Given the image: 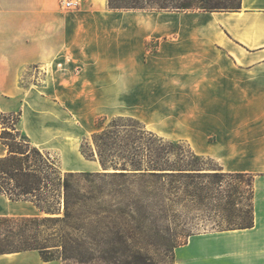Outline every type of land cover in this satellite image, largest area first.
Returning a JSON list of instances; mask_svg holds the SVG:
<instances>
[{
	"label": "crops",
	"instance_id": "1",
	"mask_svg": "<svg viewBox=\"0 0 264 264\" xmlns=\"http://www.w3.org/2000/svg\"><path fill=\"white\" fill-rule=\"evenodd\" d=\"M0 0V110L64 172L97 171L82 139L127 116L251 178L249 227L188 235L166 264H264V0L231 10L114 9L108 0ZM6 148L0 141V156ZM0 193V216L42 215ZM0 264H62L37 250Z\"/></svg>",
	"mask_w": 264,
	"mask_h": 264
},
{
	"label": "rangeland",
	"instance_id": "2",
	"mask_svg": "<svg viewBox=\"0 0 264 264\" xmlns=\"http://www.w3.org/2000/svg\"><path fill=\"white\" fill-rule=\"evenodd\" d=\"M140 3L147 5L144 0ZM95 125L96 130L82 139L80 150L85 157L99 160L97 171L67 175L59 169L53 152L42 151L50 156L61 180L66 177L69 181L67 192L60 186L53 202L47 203L55 213L40 215L58 218L39 230L51 235L54 245L49 249L62 264H166L173 259L175 245L188 235L225 227L226 214H231L236 225L243 222L242 217L250 219L249 176H226L213 159L195 155L185 142L154 135L131 117L100 116ZM2 132L12 145L34 148L18 129L17 112L0 110V135ZM30 159L39 169L36 155ZM154 164L209 174L179 178L135 173L140 171L136 168ZM145 187L157 193L142 209L138 195ZM25 227L31 226L11 228L18 232ZM7 249L8 224L0 222V251Z\"/></svg>",
	"mask_w": 264,
	"mask_h": 264
},
{
	"label": "trees",
	"instance_id": "3",
	"mask_svg": "<svg viewBox=\"0 0 264 264\" xmlns=\"http://www.w3.org/2000/svg\"><path fill=\"white\" fill-rule=\"evenodd\" d=\"M145 3H140L141 0H108L110 8L114 9H126V8H142V9H164V10H188V9H200V10H231L240 7V0H144ZM196 4H199L198 6ZM19 112H17V119ZM5 131V130H3ZM25 136V135H24ZM26 137V136H25ZM1 143L7 148V153L0 156V193L6 194L11 199H28L36 206H38L45 213H55L54 208L47 203H51L57 195L60 186L67 192L69 187V181L65 177L61 180L60 173L53 165V161L50 160V156L37 147L34 146L32 150L24 149L23 147L14 146L7 141V136L4 132L0 135ZM27 138V137H26ZM27 142L29 140L27 139ZM36 155V160L39 162L40 168H34L33 164H30V157ZM102 164V162H101ZM122 169H126L122 167ZM139 169L140 176H174L179 178H186L190 176H204L208 175V172H195L193 168H181L170 166V168H163L157 164H154L151 168H136ZM144 169V170H141ZM162 169H169V171H163ZM72 174L74 172H66ZM120 175H124L125 172H115ZM226 176H242L247 175L245 173H228L221 172ZM203 174V175H200ZM216 175V172L212 173ZM249 176V175H247ZM250 177V176H249ZM251 179V178H250ZM251 185V184H250ZM152 188V187H151ZM252 192V191H251ZM157 193L154 189L149 191L148 188L140 190L138 195L140 206L139 208L146 209L147 200L152 198ZM65 207L67 208V195L65 196ZM198 198V195L194 199ZM230 210V209H227ZM226 210V211H227ZM231 211V210H230ZM243 222L236 225L231 218V214H226L223 221L226 223L225 227L218 226V230L230 229V228H243L252 225V204H251V217L248 220L242 217ZM58 220L52 216H0V222L8 224V249L2 250L3 252H14L24 250H37L44 260L59 259L49 249L52 244L51 235H42L39 230L40 226L47 227L50 223ZM31 226L25 228H18L16 232L12 226L22 225ZM27 231H24V230ZM10 237V238H9ZM16 244L13 242L16 239ZM182 241L181 243H183ZM14 243V244H13ZM178 243V244H181ZM177 244V245H178ZM176 246V245H175Z\"/></svg>",
	"mask_w": 264,
	"mask_h": 264
},
{
	"label": "built area",
	"instance_id": "4",
	"mask_svg": "<svg viewBox=\"0 0 264 264\" xmlns=\"http://www.w3.org/2000/svg\"><path fill=\"white\" fill-rule=\"evenodd\" d=\"M64 8H72L78 3L75 0H60Z\"/></svg>",
	"mask_w": 264,
	"mask_h": 264
}]
</instances>
